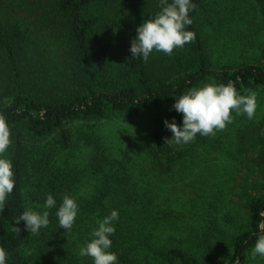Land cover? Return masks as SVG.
I'll return each mask as SVG.
<instances>
[{
    "label": "trees",
    "instance_id": "obj_1",
    "mask_svg": "<svg viewBox=\"0 0 264 264\" xmlns=\"http://www.w3.org/2000/svg\"><path fill=\"white\" fill-rule=\"evenodd\" d=\"M107 1H35L41 17H53L43 18L50 22V29H43L54 39L53 53H59L63 64L56 71L41 61L30 64L35 47L32 26L10 16L30 5L29 0H0V115L10 126L12 143L6 155L13 162L16 181L0 212V248L8 253L7 264H92L90 257L78 255L79 247L89 238L96 219L113 209L118 210L119 220L111 251L119 264H205L203 260L210 259L213 264H234L237 259L247 264L256 225L264 219L260 215L264 212V144L260 145L264 133L259 134V127L246 133L259 143L245 152L258 154L260 160L253 170L261 177L253 185L258 193L246 192V186L245 200L234 202L229 215L223 212L233 202L168 197L156 203L147 198L153 185L150 173L173 169L178 160L165 144L164 125L155 126L132 145L134 156L151 167L131 175L128 162L111 159L94 132L80 134L91 150L88 158L80 156L68 124L106 120L113 113H128L135 119L165 107L171 108L179 125L182 115L172 107L174 96L205 79L231 81L240 92L264 88V0H193L190 30L195 40L174 49L171 56L153 52L147 62L131 57L133 38L111 31L102 14L94 11ZM139 1L145 19L159 10L158 0ZM42 25L48 28L45 22ZM197 138L202 148L213 146L219 151L217 157L237 152L231 148L233 143L216 147L220 131ZM240 188L234 187L238 194ZM48 193L57 206L64 194L76 198L79 213L72 230L58 228L53 208L49 226L39 235H31L23 222L15 233L13 219L24 211L21 205L42 207ZM235 204L246 212L236 215ZM236 217L240 220L235 228Z\"/></svg>",
    "mask_w": 264,
    "mask_h": 264
},
{
    "label": "rangeland",
    "instance_id": "obj_2",
    "mask_svg": "<svg viewBox=\"0 0 264 264\" xmlns=\"http://www.w3.org/2000/svg\"><path fill=\"white\" fill-rule=\"evenodd\" d=\"M35 1L29 0L30 5L27 4L23 8L16 9L15 13L12 12L10 16L12 17V14H14L15 19L19 18L25 24L32 26L31 33L34 37L33 42L35 47L29 58L30 64H37V62L41 61V64L44 62L45 65L51 66L52 69L55 70L56 68V71H60L63 68V64L59 53H53L55 41L43 29H50V22L43 18L47 17L48 20H52L53 17H51V14L41 17V13L39 14V12L42 11L34 9ZM144 10L143 3L139 0H108L106 3L94 8V11L102 14L103 23L107 24V27L111 31L121 32L126 38L130 39L136 36V27L145 19L143 17L145 14L142 12ZM42 22H45L48 28L43 26ZM56 62H58L57 65ZM251 90L257 94L258 106L255 118L248 120L245 116H235L233 113L235 117L233 122L220 131L222 138L216 146L219 147L222 142L223 144L233 143L231 148L234 151L237 150L238 153L236 152L232 157L230 153L223 157H217L219 151L215 152L213 146L209 148L201 147V143L197 138L198 135L193 142L187 145L171 146L178 160L176 163L174 162L173 169L166 172L157 170L150 173L152 176L150 183H153V185H150L151 191L147 194L149 200L159 203L166 201L168 197H174V201L177 198L180 201L201 197L205 201L217 199L222 203L233 202L229 203V208L223 212L230 215L234 211V202L239 201L240 198L241 202L245 200L246 194L244 193L246 186H249L246 192L258 193L257 187H253V185L255 182H261V177L260 175H253V170L259 168L260 160L258 154L253 156V153H245L246 151L251 152V146L258 142V140L257 137H248L246 133L251 134L252 127H259L260 135L264 133V88L258 87ZM111 116V118L97 122L73 120L68 124L74 130L79 155L88 158L91 153V150L80 140V134L82 132H94L98 134L103 150L109 154L111 159L127 161L128 173L139 175L142 173L141 170L143 168L147 167L146 169H148L151 165L150 167L147 166L141 157L134 156L132 145L137 141H141L145 135L152 133L155 126L160 124L163 127L165 119L171 120L174 117L172 110L171 108L167 110V108L163 107L146 116L135 119L128 113H113ZM239 122L242 124L240 130L238 129ZM166 134V137H171L172 135L169 130H167ZM263 144L264 140L260 139V145ZM244 178L248 180L243 183ZM159 183L160 186H157ZM231 185L233 186L232 190L231 188L229 189ZM236 185L241 186L239 194L238 190L234 189ZM235 209L236 215L246 212L244 206L242 207L241 205L237 206L235 204ZM239 220L240 218L236 217L233 227L236 228ZM157 227L159 228V226ZM163 243V240L159 242L160 245ZM251 249L248 253L247 264H264V259H260L259 257L256 260L251 259ZM203 262L205 264H213L212 262L214 261L210 259L209 261L203 260Z\"/></svg>",
    "mask_w": 264,
    "mask_h": 264
},
{
    "label": "clouds",
    "instance_id": "obj_3",
    "mask_svg": "<svg viewBox=\"0 0 264 264\" xmlns=\"http://www.w3.org/2000/svg\"><path fill=\"white\" fill-rule=\"evenodd\" d=\"M196 4L193 0H158V11L150 13L136 27V36L130 41L131 57L149 60L153 52L171 56L174 49L183 48L195 40L196 34L190 30L193 19L190 13ZM173 109L182 115L178 125L175 118L165 119V127L172 133L165 137V144L171 146L187 145L193 142L197 135L215 136L231 124L235 116H245L248 120L255 118L257 110V94L251 89L240 92L231 81L216 82L209 78L174 96ZM12 143L10 126L3 115H0V212L3 211L5 201L13 193L15 187V173L12 160L6 155ZM24 209L15 216L12 230L20 231L24 228L31 235H39L40 230L49 226L51 209L55 208L58 228L71 231L79 213L76 198L64 194L59 206L55 197L48 193L43 205L33 208L21 205ZM40 209V210H37ZM264 217V212L260 213ZM119 220V212L113 209L108 215L97 218L95 226L89 233V238L79 247L80 257H90L92 264H119L118 256L111 251L112 239L115 234V222ZM254 233L256 239L250 251L252 260L258 257L264 259V219L256 225ZM8 253L0 248V264H7ZM234 264H239L237 259Z\"/></svg>",
    "mask_w": 264,
    "mask_h": 264
}]
</instances>
